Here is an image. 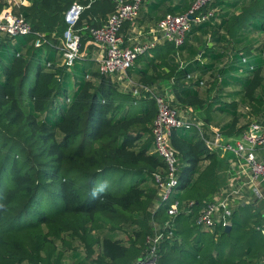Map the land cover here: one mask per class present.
<instances>
[{
    "label": "trees",
    "instance_id": "1",
    "mask_svg": "<svg viewBox=\"0 0 264 264\" xmlns=\"http://www.w3.org/2000/svg\"><path fill=\"white\" fill-rule=\"evenodd\" d=\"M87 1L22 0L17 13L31 32L16 44L0 33V264H131L149 251L156 225L163 234L156 264H264L256 228L264 215L253 202L232 210L228 230L195 224L217 192L216 153L206 142L264 117V0H210L200 11L212 16L193 23L181 45L163 41L127 70L143 85L170 81V105L205 116L202 125L186 114L187 126L171 133L179 165L173 198L181 208L171 229L162 228L168 215L154 183L164 168L152 150L154 99L126 94L130 102L120 110L108 98L109 75L93 69L86 53L71 69L60 61L65 12ZM192 2L157 0L149 12L157 22ZM114 10V0L83 10L74 26L82 47L86 26L101 25ZM106 173L111 182L98 183Z\"/></svg>",
    "mask_w": 264,
    "mask_h": 264
},
{
    "label": "built area",
    "instance_id": "2",
    "mask_svg": "<svg viewBox=\"0 0 264 264\" xmlns=\"http://www.w3.org/2000/svg\"><path fill=\"white\" fill-rule=\"evenodd\" d=\"M94 0L87 4L73 2L65 12L66 31L61 46V63L71 69L75 60L87 53L88 46L93 45L99 50L98 72L104 75L126 72L134 66L139 55L155 47L159 41H168L175 47L181 45L186 33L193 23H201L212 16V11L205 13L200 10L210 0H193L188 10L180 14H167L151 27L152 38L135 42L125 46V40L120 31L126 22L134 21L139 12L142 0H114L115 10L110 13L99 26H86V41L81 44V36L74 30L83 10ZM31 32V23L21 14H17L8 6L0 12V33L11 37L24 36ZM245 61V59H243ZM251 68V67H250ZM86 78H89L86 75ZM132 96L139 98L142 93H149L156 104V115L152 122L151 134L153 152L160 157L164 168L154 174V183L158 190L159 201L166 206L168 219L162 228L171 229L174 218L177 216L180 203L173 198L175 187L178 185L179 165L177 154L171 144V133L174 129L187 126L185 113L170 105V98L155 92L149 85H140L131 90ZM68 101V99H66ZM192 112V111H191ZM221 135L216 134L212 141L206 145L212 149ZM225 148L235 156L237 165L236 174H249L248 180L255 196L259 197V183L264 184V157H258V149H264V117L260 122H251L241 134V138L233 143H225ZM239 189H232L225 199L212 198L210 202L196 215L195 224L205 229H212L215 224L222 223L230 226V215L233 210L232 203ZM230 200V201H229ZM192 202L188 203L190 206ZM190 212L189 209L186 210ZM264 236V224L257 226ZM163 237L159 225L155 226L153 234L147 241L150 249L147 254L131 264H156L157 247Z\"/></svg>",
    "mask_w": 264,
    "mask_h": 264
},
{
    "label": "crops",
    "instance_id": "3",
    "mask_svg": "<svg viewBox=\"0 0 264 264\" xmlns=\"http://www.w3.org/2000/svg\"><path fill=\"white\" fill-rule=\"evenodd\" d=\"M150 1H151L150 4H154L157 2V0H150ZM0 2L4 3L3 9L10 6V7H12V10L15 13H17L18 6L21 4L22 0H0ZM149 9H150L149 5L147 7L145 6L144 9H141L140 14H143V16H141V18H140V15L138 13L137 18L134 21L126 22L123 25L120 33L125 40V46H130L131 44H133L135 42H141V41H145L147 39L152 38V34H150L149 32H150L151 27H154V25L156 24V20L154 18L156 11L151 10V12H149ZM17 14H19V13H17ZM15 38L16 37H14L13 39L10 40V44H16L17 38L16 39ZM6 42H8V40ZM162 42L163 41H159L155 47H157V49H158L163 44ZM3 46H4V44L0 40V49L3 48ZM155 47H153V48H155ZM153 48L149 49L146 53H148V55H153L154 54V51H152ZM86 55L90 60H92L94 62L93 69L98 71V62L96 60L100 55L98 48L93 46V45H89ZM46 56L47 55L44 52L43 56H42L43 62H46V59H45ZM60 61H61V57H60ZM138 65H136V68L138 67ZM136 68H135V70H136ZM248 68L252 69V65H250ZM129 74L131 75V77L135 81L138 80L139 75L137 73H135L134 70H131ZM113 75L109 76V79H110V82L112 83L113 88L116 89V91H118V92L130 94L132 96L131 89H127L126 86L122 82L118 81L122 77L117 76L118 74H116L115 76H113ZM170 84H171V82L168 80H160L159 82H157L153 85H149V86L152 87V89L155 92L163 94L166 97L170 98V100H171L172 93H171V89H170ZM140 85H141V83L137 87H139ZM137 87H133L132 89L137 88ZM145 95H147V93H142L140 98H146ZM149 97H150V95H149ZM138 102H139V100H138ZM137 103L134 102L135 105H138ZM195 109L198 110V116L194 115V117L196 119H198V121L202 125H203V123L206 125V123L204 122L205 116H204L201 109L187 108L186 110H184L183 108H180L182 113L184 112L185 115L186 114L188 115L189 113L190 114L194 113ZM190 114H189V116H190ZM199 114H201V115H199ZM190 120H192V118ZM208 128L213 133H215L217 131L214 127L208 126ZM245 130L246 129H244V131ZM244 131H242L238 135L220 136V138L218 139V143L214 147H212V149H211L212 151H214L216 153V165H217V192L215 193L214 196L216 198L225 199L228 197L229 192L232 189H234V188L239 189L238 195L235 196L233 199L234 200V202L232 203L233 209L238 207L239 205H244L247 202L248 203L253 202V204L258 207L257 211H259L260 213H262L264 215V184L263 183L258 184L260 196L259 197L255 196V194L253 193V191L251 189V184L248 180L249 174H245V173H243L242 175L236 174L237 167L235 165H237V164L235 162V156L225 148V143H228V142L233 143L234 141L240 139L241 134ZM207 132H209V131L207 130ZM152 150H153V145H152ZM258 157L259 158L264 157V149H258ZM206 163H207V161L204 162V164H206Z\"/></svg>",
    "mask_w": 264,
    "mask_h": 264
},
{
    "label": "rangeland",
    "instance_id": "4",
    "mask_svg": "<svg viewBox=\"0 0 264 264\" xmlns=\"http://www.w3.org/2000/svg\"><path fill=\"white\" fill-rule=\"evenodd\" d=\"M150 0H142L141 1V3H140V8H139V15H140V18H141V16H143V14H140L141 13V9H144L145 8V6L147 7L149 4H150ZM134 65H135V63H134ZM116 74H118L117 76H119V77H122V78H120V80H118V81H120V82H122L125 86H126V88L127 89H131L132 90V88L133 87H137L140 83L139 82H137V81H135L132 77H131V75L129 74V72L128 71H126V72H122V73H114V75L113 76H115ZM112 76V75H111ZM89 78H92V77H89ZM32 80H33V75H32V73L30 74V76H29V80H28V83L30 84L31 82H32ZM73 91H74V85H73V80L72 79H70V81H69V89H68V93L70 94V95H72V93H73ZM121 91V90H120ZM150 94L148 93L147 95H145V96H149ZM144 96V95H143ZM108 98H109V100L115 105V106H120V110H124V108L125 107H127L128 106V103L130 102V98L125 94V93H122V92H118V91H116V89H112V91H111V93L108 95ZM130 109L131 110H134L135 109V107H132V106H130ZM194 115L195 116H198V110L197 109H195V111H194ZM199 115H201V114H199ZM113 177V174L112 173H106V174H104L103 176L102 175H100L98 178H97V181H98V183H100L101 181H105V182H108L107 180H110V182H111V178ZM110 182H109V184H110ZM255 197V196H254ZM256 199V198H255ZM262 224H264V223H262Z\"/></svg>",
    "mask_w": 264,
    "mask_h": 264
},
{
    "label": "clouds",
    "instance_id": "5",
    "mask_svg": "<svg viewBox=\"0 0 264 264\" xmlns=\"http://www.w3.org/2000/svg\"><path fill=\"white\" fill-rule=\"evenodd\" d=\"M104 191V186H100L99 188H94L91 192V196L93 198H97L100 193H102Z\"/></svg>",
    "mask_w": 264,
    "mask_h": 264
},
{
    "label": "water",
    "instance_id": "6",
    "mask_svg": "<svg viewBox=\"0 0 264 264\" xmlns=\"http://www.w3.org/2000/svg\"><path fill=\"white\" fill-rule=\"evenodd\" d=\"M229 228H230V226H229V225L225 226V229H226V230H228Z\"/></svg>",
    "mask_w": 264,
    "mask_h": 264
}]
</instances>
